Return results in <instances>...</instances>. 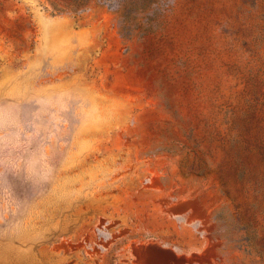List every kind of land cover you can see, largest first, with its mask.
<instances>
[{
	"label": "rangeland",
	"instance_id": "obj_1",
	"mask_svg": "<svg viewBox=\"0 0 264 264\" xmlns=\"http://www.w3.org/2000/svg\"><path fill=\"white\" fill-rule=\"evenodd\" d=\"M264 264V0H0V264Z\"/></svg>",
	"mask_w": 264,
	"mask_h": 264
},
{
	"label": "crops",
	"instance_id": "obj_2",
	"mask_svg": "<svg viewBox=\"0 0 264 264\" xmlns=\"http://www.w3.org/2000/svg\"><path fill=\"white\" fill-rule=\"evenodd\" d=\"M153 220L149 230L155 238L143 245L152 264H191L206 251L207 239L186 215L156 213Z\"/></svg>",
	"mask_w": 264,
	"mask_h": 264
}]
</instances>
